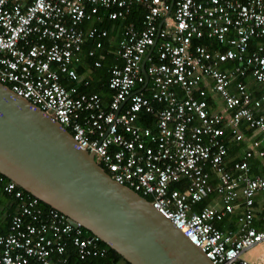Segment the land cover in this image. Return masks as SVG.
<instances>
[{"label":"built area","instance_id":"obj_1","mask_svg":"<svg viewBox=\"0 0 264 264\" xmlns=\"http://www.w3.org/2000/svg\"><path fill=\"white\" fill-rule=\"evenodd\" d=\"M134 4L145 9L142 27L130 21L122 29L110 98L67 85L81 81L75 65L85 41L94 40L93 57L108 35L83 23L101 11L123 18ZM201 39L215 46L193 44ZM247 78L259 88L250 90ZM0 83L57 120L215 264H264L243 256L264 243V206L256 214L264 173L249 162L264 167V0H0ZM226 128L247 145L231 167ZM2 192L16 207L0 233V264H65L70 244L81 260L107 254L97 236L52 207L43 214L38 198L14 182ZM208 196L215 198L198 209ZM236 208V227L219 228Z\"/></svg>","mask_w":264,"mask_h":264},{"label":"water","instance_id":"obj_2","mask_svg":"<svg viewBox=\"0 0 264 264\" xmlns=\"http://www.w3.org/2000/svg\"><path fill=\"white\" fill-rule=\"evenodd\" d=\"M0 173L130 264H215L146 198L115 182L57 120L1 83Z\"/></svg>","mask_w":264,"mask_h":264},{"label":"trees","instance_id":"obj_3","mask_svg":"<svg viewBox=\"0 0 264 264\" xmlns=\"http://www.w3.org/2000/svg\"><path fill=\"white\" fill-rule=\"evenodd\" d=\"M144 13H145L144 7H142L139 4H134L133 6H131L129 13L123 18L109 19L107 17V14L104 13L103 11H101L91 21L83 23V25H82L83 28L95 26L97 29H106L108 31V35L102 39V43H103L102 49L98 50L96 52L95 56L90 57V59L87 60L86 63L88 65H90L91 63H94V61L98 60L99 56L101 54H103L104 57H103V59H101V65L97 66V67H104V68L107 67V73H109V66H111L113 63H120L119 60H116L114 55L107 52V48H108L107 46H108V40L110 39V34L118 32V31L121 34L122 29L125 26V24H127L130 21L134 22V24L136 25V27L138 29L141 28ZM86 42H87L86 44H88L89 46H91V45L93 46L94 40L93 39H87ZM195 43H204V44H209L210 46H213L215 44V41L212 42L211 40L201 39V40H194L193 44H195ZM226 65L230 66L229 63ZM78 71L81 72L82 68L79 67ZM107 79H106V81H104L101 84V86L99 85V87L98 86L94 87L93 83H89V81H88V84L86 86L83 85L80 88V90L82 92H86V93L97 92L103 97L104 100L109 99L111 96V92L107 86ZM72 84H73L72 81L67 82V85H72ZM142 119H143V121H142L143 123L150 124L151 121L153 122V119L151 118L150 115H144ZM231 165L232 164L229 163V167H231ZM0 178H2V181H0V198L3 197L5 199V205L7 206V213H8V215H7V218H8L7 231H8L10 218H11V215L13 214V212L15 211L16 203L10 201L5 196V194L2 192L3 184L8 182L9 179L6 178L5 176H3L1 173H0ZM211 183H213V179L211 180ZM173 186L177 187V188H183L182 183H175V184H173ZM210 198H211V196H208V197L204 198L202 201L198 202L197 208L199 209L200 207H202V205L207 204L209 202ZM147 199H149V198H147ZM38 205L42 209L43 214H45L48 211V209L50 208L49 205L45 204L44 202L40 201L39 199H38ZM223 221L224 220L217 221L216 225L219 228H223L222 227ZM82 228L86 234H91V232L89 230H87L84 227H82ZM7 231L0 230V233L5 234V233H7ZM100 244H102V246L107 248V254L104 257H92L91 256V257H87L86 259H83V260L78 258V256L76 255L74 247L71 244L68 245V247H67V259H66L65 264H130L126 260H124L122 258V256H120L116 251H114L109 246H107L104 242L100 241ZM31 264H35V263L31 262Z\"/></svg>","mask_w":264,"mask_h":264},{"label":"crops","instance_id":"obj_4","mask_svg":"<svg viewBox=\"0 0 264 264\" xmlns=\"http://www.w3.org/2000/svg\"><path fill=\"white\" fill-rule=\"evenodd\" d=\"M89 28V27H88ZM121 39V34L120 32H115V33H111L110 34V39L108 40V48H107V52L114 55L115 56V50L118 47V43ZM213 42V40H212ZM87 42L85 41V43L82 46V50L79 53V57H80V62L77 63L75 65L76 70L78 71V68L81 67L82 71H78V74L80 76V80L79 82L75 83L73 82V84L77 85L79 88H81L84 84L83 82L89 81V83H93V86L96 87L99 85L101 86V84L106 81V79L108 78L109 73H107V67H95L93 64L91 63L90 65H88L86 63L87 60L90 59V57L87 54L88 49L92 46H89L88 44H86ZM116 58V56H115ZM110 67V66H109ZM247 82L249 85L250 90L254 91L256 88H259V86L251 79V78H247ZM108 100V99H106ZM263 113H264V108L262 109ZM245 130V133L251 137V138H257L259 137V134L257 132H252L251 130L246 129L245 127H243ZM224 143L226 145L227 148V159L228 162L231 164V162H234L238 159H240L241 157L244 156L246 150H247V145L244 141L242 140H236L232 135L229 129L226 128L225 131V135H224ZM262 149H264V142L261 144ZM250 162V171L251 172H258V173H264V167L262 165V163L260 162V160L256 157H252L249 159ZM215 197H211L209 201H212ZM217 200V199H215ZM214 200V201H215ZM262 206H264V200L261 197V194H258L256 196V214H260L261 213V208ZM241 211V208H236L234 210V212L230 215H228L223 223H222V227L223 228H231L234 229L236 227V218L238 213ZM7 206L5 205V199L2 197L0 198V230L3 231H7V223H8V218H7ZM252 250V249H251ZM246 251L244 253V257L253 261V262H261L262 260H264V250L263 253H259L260 257H257V255L259 254H254L253 251ZM263 263V262H262Z\"/></svg>","mask_w":264,"mask_h":264},{"label":"rangeland","instance_id":"obj_5","mask_svg":"<svg viewBox=\"0 0 264 264\" xmlns=\"http://www.w3.org/2000/svg\"><path fill=\"white\" fill-rule=\"evenodd\" d=\"M262 250H264V243L263 244H261V245H258L257 247H255V248H253L251 251H253L254 252V254L256 255V254H261V253H263V251ZM260 254L259 255H257V257H260ZM262 255V254H261ZM264 263V260H262L261 261V263Z\"/></svg>","mask_w":264,"mask_h":264},{"label":"bare ground","instance_id":"obj_6","mask_svg":"<svg viewBox=\"0 0 264 264\" xmlns=\"http://www.w3.org/2000/svg\"><path fill=\"white\" fill-rule=\"evenodd\" d=\"M191 240V239H190ZM193 242V240H191Z\"/></svg>","mask_w":264,"mask_h":264}]
</instances>
